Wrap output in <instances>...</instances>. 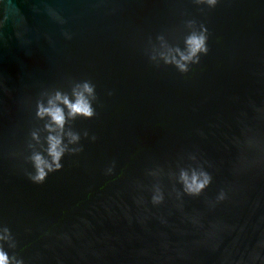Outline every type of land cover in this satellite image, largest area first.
<instances>
[{"label": "water", "instance_id": "1", "mask_svg": "<svg viewBox=\"0 0 264 264\" xmlns=\"http://www.w3.org/2000/svg\"><path fill=\"white\" fill-rule=\"evenodd\" d=\"M75 7L84 14L72 25L73 40L58 39L54 49L45 44L25 59L23 69H9L15 91L0 96V218L28 245L24 254L31 256L43 247L41 231L70 229L78 217L87 216L96 224L95 232L76 247L50 242L44 250L47 264H56L58 256L64 264H137L141 241L136 230L105 218L103 201L117 185L100 169L116 159L124 172L117 183L123 184L149 164L174 162L198 146L222 166L217 183L223 182L237 116L249 98L264 102V0H221L204 12L193 0H105L96 11H88L87 3ZM189 18L208 26L209 54L187 74L173 66L155 67L145 54L149 39L164 33L182 45ZM83 79L97 86V115L78 117L71 126L98 140L82 139L83 153L66 155L61 171L34 184L24 174L31 167L27 145L31 130L42 122L35 119L34 103L21 104L20 99L34 97L42 86L67 91L70 80ZM198 129L208 132L207 139ZM220 214L236 220L247 212L228 206ZM105 231L113 239L96 242Z\"/></svg>", "mask_w": 264, "mask_h": 264}, {"label": "clouds", "instance_id": "2", "mask_svg": "<svg viewBox=\"0 0 264 264\" xmlns=\"http://www.w3.org/2000/svg\"><path fill=\"white\" fill-rule=\"evenodd\" d=\"M193 2L204 12L221 0ZM80 3L96 11L105 0H0V96L10 97L15 91L11 67L23 69L25 59L45 44L54 49L58 39L75 38L72 25L84 14L75 7ZM184 27L182 45L164 33L149 39L145 54L155 67L173 66L187 74L209 54L208 26L189 18ZM98 99L97 86L88 79L70 80L67 91L42 86L34 97H21V104L34 103L35 119L42 122L31 130L27 145L31 167L24 174L32 183L43 184L51 173L61 171L66 155L83 153L82 139L98 140L88 130L81 133L71 126L78 117H95ZM237 128L228 138L232 159L222 183H217V175L224 169L198 146L180 153L174 162L149 164L123 184L117 183L124 177L119 162L103 164L100 174L117 185L103 201L105 218L136 230L141 241L135 250L137 264H208L209 259L212 264H264V102L249 98L237 116ZM197 134L208 137L204 129ZM192 200L200 206H192ZM228 206L246 210V217L225 218L220 213ZM95 230L92 220L80 216L70 229L41 231L42 249L26 256L28 245L0 218V264H47L44 250L50 242L76 247ZM111 239L108 231L96 236V242ZM56 264H64L63 258L58 256Z\"/></svg>", "mask_w": 264, "mask_h": 264}]
</instances>
